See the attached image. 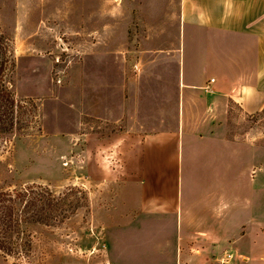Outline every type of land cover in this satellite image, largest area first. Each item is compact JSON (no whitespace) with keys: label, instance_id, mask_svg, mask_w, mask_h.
<instances>
[{"label":"rangeland","instance_id":"obj_1","mask_svg":"<svg viewBox=\"0 0 264 264\" xmlns=\"http://www.w3.org/2000/svg\"><path fill=\"white\" fill-rule=\"evenodd\" d=\"M0 25L13 41L17 99L35 104L1 176L12 188H47L60 205L52 226H33L27 253L0 264H111L127 152L176 114V0H0ZM185 45V71H200ZM228 134L264 146V111L235 113Z\"/></svg>","mask_w":264,"mask_h":264},{"label":"crops","instance_id":"obj_2","mask_svg":"<svg viewBox=\"0 0 264 264\" xmlns=\"http://www.w3.org/2000/svg\"><path fill=\"white\" fill-rule=\"evenodd\" d=\"M176 11V114L127 152L110 263L264 264V146L228 134L235 113L264 111V0H176ZM183 39L200 71H185Z\"/></svg>","mask_w":264,"mask_h":264},{"label":"trees","instance_id":"obj_3","mask_svg":"<svg viewBox=\"0 0 264 264\" xmlns=\"http://www.w3.org/2000/svg\"><path fill=\"white\" fill-rule=\"evenodd\" d=\"M16 58L11 36L0 25V260L30 250L33 226H52V214L59 211L53 204L55 196L42 186L12 188L2 172L8 173L1 160L10 153L17 140L25 137L35 119L32 100L16 96ZM29 106L32 108L30 110ZM29 117V119H28ZM26 236V237H22ZM29 241V242H27Z\"/></svg>","mask_w":264,"mask_h":264},{"label":"built area","instance_id":"obj_4","mask_svg":"<svg viewBox=\"0 0 264 264\" xmlns=\"http://www.w3.org/2000/svg\"><path fill=\"white\" fill-rule=\"evenodd\" d=\"M227 259H228V261H230V260H233L234 257H233L232 255L229 254V255L227 256Z\"/></svg>","mask_w":264,"mask_h":264}]
</instances>
